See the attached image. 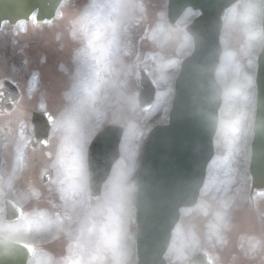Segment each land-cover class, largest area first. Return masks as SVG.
I'll use <instances>...</instances> for the list:
<instances>
[{
  "label": "snow or ice",
  "instance_id": "1",
  "mask_svg": "<svg viewBox=\"0 0 264 264\" xmlns=\"http://www.w3.org/2000/svg\"><path fill=\"white\" fill-rule=\"evenodd\" d=\"M176 20L174 24H168L163 13L160 15L159 22L151 30L150 34L146 33V37L151 39L157 47L164 49L169 40L175 36L179 39L180 45L178 51L183 55H188L194 47L193 36L187 31V16ZM259 15H264V4H259L257 0H245L243 11L238 12L236 8L229 9L225 16L224 38L223 42L227 44V38L233 33V29L239 25L240 30L246 37L244 43V51L250 52L258 44L264 43V35H260L255 31L256 19ZM32 24H38L37 16L31 19ZM50 23V22H45ZM25 21L18 22V26L23 28ZM127 48V44H126ZM95 51V49H93ZM155 62V67L149 70L147 65L144 71L152 76V84L159 87L161 84L169 85L171 91V82L177 78L181 72V61L179 59L166 60L161 53L157 56L149 57ZM139 60V58H138ZM120 63V52L117 49L113 51L111 45L105 51V59L103 65L99 66V62L92 66L91 71V87L84 96L80 95V87L83 81L78 82L74 86V96L76 102L63 115L62 119L57 121L54 114L49 111L47 104L42 99L39 104V111L42 114L45 124L38 130L37 143L47 148L50 142L49 127L55 131L57 128L64 133V144L61 146L57 154L54 167L57 169V178L53 179L51 174L46 170L43 176H47L49 183L57 185V191L60 198L64 200L67 206L71 201L73 210L81 208H90L85 219L81 223L79 233L74 238V246H70L69 250L73 251V247L80 260L73 261V264H91V262H103L111 260L112 264H123L127 258L129 251L124 240L123 216L130 215L133 208L137 210L140 204L147 206L154 192H158L161 196H168L174 201V193L169 188L165 180H161L153 189L137 183L135 177L136 172V153L130 147L133 139H139L143 133L138 131L139 126L131 120L122 119L120 115L113 109L111 115L107 111V105L113 99H120L127 104L133 116H139L140 113L147 111L140 105L139 94L133 91L125 94L124 81L121 80L120 72L116 65ZM137 69L139 64L135 65ZM190 73V69H186ZM204 71L211 73L213 69L206 67ZM232 73L233 79L229 83L227 81L228 72ZM132 69H124V75H132ZM137 80L140 79L139 72H136ZM11 83V81H9ZM37 77L34 75L29 84V94L35 89ZM252 85L248 77L242 76L239 65L235 63V53L226 51L223 56V62L218 69H215V80L211 81L210 91H207L199 100L200 109L193 115L200 123L209 130H214L216 135V146L225 147L228 155L223 158L221 167L228 168L230 161L239 155L242 151V144L245 142L250 131V117L254 109V97L250 92ZM5 82L0 81V98L5 93ZM166 94L157 93L156 103L152 105V111H158L162 105H166L164 96ZM222 98L224 107L220 109V115H215V102ZM20 101L12 99L13 105H19ZM165 112L167 107L163 108ZM231 117L225 121L224 114ZM88 118L92 121L88 131L82 130V124ZM106 125H118L115 127H106ZM20 140L23 146L27 145L23 134V125H21ZM108 133L115 135H123L121 143V156L116 160L115 165L111 167V175H107L106 183L103 185V195H99V184H89V156L88 149L91 144L92 148L98 141H102L101 154H106L109 140ZM95 138V143L93 139ZM71 150L73 152V172L71 183H67L66 173V153ZM50 155V154H49ZM217 162L213 161L215 165ZM17 165L23 166V152H19L17 156ZM167 170L164 175H167ZM15 173V172H13ZM227 179L220 180L213 177L208 183L199 189L201 199L190 209L177 206L179 213V222L166 233L164 238V247L166 259L175 257L176 259H186L187 264H200L198 254L207 255L206 244H211L213 240H221V230L230 226L229 207L234 204L236 197L232 194L229 172H225ZM14 176L7 178V186H12ZM43 178V177H42ZM3 176H0V186L4 185ZM98 193V201L95 207L91 205L93 189ZM194 186V191H195ZM210 192L214 193L216 201L215 209L204 199V196ZM2 193V188H0ZM13 207L19 211V220L13 231H41L47 225L53 223L51 218L45 212H37L33 216L28 217L21 210L20 202L13 203ZM4 213V208L0 206V216ZM193 213L209 216L211 220L207 225L206 240L202 243L197 235L194 226L184 223V217ZM67 208L64 216L68 217ZM23 221V224H21ZM56 223H60L57 217ZM27 247V246H26ZM256 248V243L251 245V250ZM33 252L30 264H41L44 256L37 248H28Z\"/></svg>",
  "mask_w": 264,
  "mask_h": 264
},
{
  "label": "rangeland",
  "instance_id": "2",
  "mask_svg": "<svg viewBox=\"0 0 264 264\" xmlns=\"http://www.w3.org/2000/svg\"><path fill=\"white\" fill-rule=\"evenodd\" d=\"M85 2L86 1L84 0L83 3ZM144 2L147 8V13L138 14L139 22L132 28L126 38V55H123L122 57L125 66L132 69L133 73L128 77L129 80L126 91L129 93L136 91L139 94L140 92V79L137 80L135 74L136 72H140V69L144 68L145 65H147L149 70L154 69L155 62L152 59H149V57L157 56L162 53L166 60L179 59L182 62V60L188 56L194 48H192L188 55H183L178 51L180 41L175 36L169 40L163 50L157 47L151 39H148L145 34H150L151 30L159 22L161 13H163L167 23L169 24L167 15L168 0H144ZM77 3L80 6L82 5L81 0H75L74 4ZM244 3L245 0H240L231 8H236L238 12H242ZM74 4L72 6H74ZM58 11L67 13L70 9L60 6ZM185 13H189L187 16L188 25L193 18L199 14V11L188 8L181 17H183ZM49 22L50 23H39L34 25L31 21H25L23 28H20L18 24H4L0 29V81L4 78H12L20 81V83L24 86L22 105L24 106L25 112L21 114H12V116L8 118L10 123L16 127L14 133L12 134L13 143L20 144V134L22 130L21 125H23V134L25 136V140L27 141V146L33 141L31 112L32 109L39 108V104L42 99L47 104L49 111L53 114L60 104V94L58 97L59 89L54 97L52 88L49 86V83L51 82L50 79H52L50 72H52V69L59 64L58 62H61L62 65H66L68 63L70 52L72 53V48L69 46L70 42L69 38L66 36L64 22L57 19V17ZM38 32H41V37L37 35ZM223 38L224 31H222L221 34L223 51L218 68L223 62V56L226 51L235 53V63L239 65L242 76L248 77L251 81L252 87L250 92L254 97V109L250 117V131L245 138V142L242 144V151L230 161L228 168L221 167L223 158L228 155V152L225 147L216 146L215 135V153L208 165L204 184L208 183L213 177H217L220 180L227 179L228 177L225 176V172H229L232 180V194L236 197V201L229 207L230 226L227 229L221 230L222 239L219 241L214 239L211 244H206L205 248L213 257V264H255L258 256L252 261L244 260L241 258V251H250L251 245L256 243L255 240L252 239L253 234L264 231V193L260 195L254 194L253 201L255 204L253 205L250 196L252 177L249 171L257 101L255 78L257 72V58L261 49L255 47L250 52L244 51L246 37L240 30L239 25L233 29V33L227 38V44L223 42ZM137 64H139L138 69L134 67ZM71 70L70 75L80 74L83 72V75L87 76L89 72V69L83 63H81V65H79V63H74ZM34 75L37 77L36 87L32 93L29 94V84ZM232 79L233 76L230 71L227 74V81L231 83ZM53 80L57 86L61 87L64 84L60 89L61 93L68 84V75L62 76L61 74H58L57 76L55 75ZM175 80L171 82V91H169V85L167 84H161L159 86L158 93L166 94L164 96L166 105H162L160 110L153 112L151 109L140 113L139 116H129L127 113L120 115L122 119L131 120L133 123L137 124L139 126L138 131L143 133L141 138L133 139L130 144V147L136 153L135 179L138 175L142 152L150 130L156 124L168 122L175 92ZM165 106L168 109L167 112L163 110ZM222 107H224L223 101L220 109ZM5 118V116L0 115V123L4 122ZM224 119L225 121L231 119L227 112L224 114ZM46 150V148L35 149L31 147L30 149H27L26 147L25 153H29L27 166L21 167L18 170L16 169L15 155L11 154L9 158L7 155L3 156V158L0 157V166L7 173V176H14L12 181V185L14 187L18 183L19 178H24L21 177V173L24 172L25 169L28 170L29 168L32 175L27 176V180L28 178H32L30 179L31 181L28 180V184H32L37 188V177L42 170H45L47 164L46 157L44 156V152ZM213 161H216L217 163L214 165ZM3 175L6 176V174ZM38 188L43 190L42 196L38 201V207H40L41 210L49 211L51 213H62L63 209L61 207L62 201L60 193L58 191L50 192L46 187L42 186H39ZM214 195V193L210 192L204 196V199L211 205L212 209H215L217 206ZM16 196L17 199H21V201H23L24 196L20 195L18 191ZM200 199L201 197L199 196L198 202ZM27 206L31 208L33 204H28ZM135 216L136 211L130 223V232L133 236L130 259L133 264H137L138 262L136 244L137 224ZM211 218V214L209 216H204L203 214L193 213L190 216L184 217V223L189 226H194L197 235L203 243L206 240L208 231L207 225ZM22 237L24 239L31 240L33 238L23 235ZM49 239H51V234H49ZM38 243V251L41 252L44 258L49 261V264H60V261L62 264H73V261L81 259V257L76 254L74 247L73 251L69 250V244L74 246V241L66 242L61 237L60 240H54L50 243H46L43 247H41L39 239ZM48 252L55 254V256H49ZM167 261L169 264H187L186 259H176L175 257L167 259ZM260 261L261 257L257 264H260ZM91 264H97V262H91ZM100 264H108V260L100 262Z\"/></svg>",
  "mask_w": 264,
  "mask_h": 264
},
{
  "label": "water",
  "instance_id": "3",
  "mask_svg": "<svg viewBox=\"0 0 264 264\" xmlns=\"http://www.w3.org/2000/svg\"><path fill=\"white\" fill-rule=\"evenodd\" d=\"M239 0H169L168 17L174 24L186 8L192 7L203 12L188 26L187 31L193 36L194 51L185 58L180 74L176 80V92L169 123L156 125L150 132L144 152L137 183L155 188L161 180H165L174 201L168 196L153 193L150 203L140 204L137 208V250L138 264H167L164 258L166 233L179 220L178 207H191L197 203L199 189L202 188L207 165L214 155V130L203 126L193 115L198 112V100L210 91L211 81L215 80V69L220 61L222 47L221 31L215 23L216 17L224 7H230ZM59 0H0V27L7 20L15 24L21 19L30 20L31 14L37 10L38 21L52 19L56 16ZM211 67L213 71H204ZM190 69V73L185 71ZM153 77L141 70L142 89L139 95L142 108L149 110L155 99L158 87L151 83ZM6 80L9 86L14 82ZM257 109L252 141L250 173L252 176L251 196L264 192V50L258 56ZM222 98L215 102V115L219 116ZM32 121L38 130L44 126L45 120L40 111L33 113ZM107 127L118 128V125ZM109 140L106 154H101L102 141L94 148L90 146L94 178L98 184L111 172V167L120 157L122 133H108ZM92 143H95V139ZM170 170L167 175L164 173ZM195 186V191H194ZM98 193L93 189V195ZM13 203L8 201L9 211L14 210ZM16 257L10 264H28L32 257L27 249H17ZM200 264H211L212 258L207 254H198Z\"/></svg>",
  "mask_w": 264,
  "mask_h": 264
},
{
  "label": "clouds",
  "instance_id": "4",
  "mask_svg": "<svg viewBox=\"0 0 264 264\" xmlns=\"http://www.w3.org/2000/svg\"><path fill=\"white\" fill-rule=\"evenodd\" d=\"M259 4H264V0H257ZM75 3V0H59V4L62 7L69 8L70 11L63 13L57 11L56 17L64 22V28L70 40L78 45V47L73 49L72 60L74 63L82 62L87 66L89 72L87 76L82 74H71L69 75L67 69L64 65H61V71H64L68 75V84L60 93V104L54 113V119L59 121L62 119L63 115L73 106L76 102L74 96V86L80 82V95L84 96L91 87V71L92 66L99 62V66L103 65L105 59V51L111 45L113 51L117 49L120 52V63L116 65L117 70L120 72L121 80L124 81V88L127 89L128 77L130 75H124V69H127L123 62V55H126V38L132 28L139 22L138 14H146L147 8L144 0H86V2L78 7L71 8ZM230 7H224L220 10L216 17L215 23L218 25L219 31H224L225 26V16L228 13ZM203 16V12L200 13ZM37 16L36 12H33L30 19ZM255 31L264 35V15H259L255 23ZM257 47L264 50V43H260ZM95 49V51H93ZM125 94H129L128 91ZM115 110L119 115L127 113L132 116L133 113L128 108L127 104L120 99H113L107 105V111L111 115L112 110ZM92 121L88 118L82 124V130L86 133L88 131L89 125ZM35 134V133H34ZM49 137L50 142L47 150L44 152L46 157V168L45 170L51 174L53 179L57 178V169L54 167L56 157L64 144V133L62 130L57 128L55 131L50 126L49 127ZM26 146H23V142L20 140V144L15 149L17 156L19 152H23V166H27L29 157L25 153ZM50 154V155H49ZM89 156V184L90 186L97 183L94 178L93 163L90 153V145L88 149ZM67 173L66 179L67 183H71L72 178V164H73V152L69 150L65 156ZM19 167L17 165L16 157V169ZM44 170V171H45ZM4 172H0V176H3ZM111 175V174H109ZM4 187L2 193H0V203L7 201L9 197V191L11 190L7 186V179H4ZM106 183V179L99 181L100 193L103 195V185ZM45 187L51 191H57V185L54 183H47ZM24 199L20 203V206L24 208V213L26 216L31 217L37 212H45L49 218L53 221L50 225H47L41 231H24L21 228L19 231L14 232L13 229L16 226V221L19 220L14 214L11 218L8 215L0 216V264H10L11 261L17 256V249H27L29 247L35 249V241L31 239H22L21 236H27L29 238L35 236L40 240V245L43 247L46 243H50L54 240H60L61 237L66 242L74 241L75 236L79 233L82 221L85 219L90 208H81L78 210H73L71 201L66 206L64 200L62 201V213L56 212L51 213L44 210H36L35 207L29 208L27 205L32 204L34 201H39L42 193L34 185L28 184L23 190ZM98 197L93 196L91 199L92 207L97 204ZM67 208L68 217L64 216L65 209ZM135 207L130 215L123 216V230L125 233L123 243L127 247L129 254L127 258L123 261V264H133L130 259L131 248L133 243V236L130 232V223L135 214ZM57 217H59L60 223H56ZM23 224V221H21ZM49 234H51V239H49ZM252 239L256 242V248L254 250H242L241 258L244 260L252 261L256 259L257 256L261 257L260 264H264V231L260 233L253 234ZM27 246V247H26ZM72 246L69 244V247ZM33 257V252L29 251ZM49 256H55V254L48 252ZM41 264H49L47 259H43ZM60 264L62 262L60 261ZM108 264H112L109 259Z\"/></svg>",
  "mask_w": 264,
  "mask_h": 264
},
{
  "label": "flooded vegetation",
  "instance_id": "5",
  "mask_svg": "<svg viewBox=\"0 0 264 264\" xmlns=\"http://www.w3.org/2000/svg\"><path fill=\"white\" fill-rule=\"evenodd\" d=\"M39 35H40V33H39ZM69 42H70V45L72 44V46H74V44H76L70 39H69ZM75 46L78 47L77 44ZM71 61L73 62L72 58H71ZM78 63H79V65H81L82 62H78ZM69 64H70V61H69ZM77 69H78V66H77ZM56 74H57V71L53 68L52 72H50V76H51L52 80L54 79ZM80 74L83 75V72H81ZM17 83L19 84V86H20V88L22 90L23 89L22 85L19 82H17ZM51 85H53L52 86V91H53V95H54V94L57 93V90L59 89V87L55 84V81H53V83ZM3 91H4L5 95H4L3 98H0V115L5 116V117L6 116L10 117L12 114H18V113L21 114V113L25 112L24 111V106L22 104H20V103H19V105H13L12 104V99L15 98L16 100H19L21 94H15L6 85H5V89ZM12 129H16V128L4 127L3 129H0V156H3L4 153H6V154L10 153L11 154V152L13 150L15 151V149L19 145L17 143H13L12 140H11L12 139V134L14 133V132H10V130H12ZM30 147H34L36 149V148H40V145L36 142V140H34V141H32V142H30L28 144L27 149H29ZM14 155H15V157H17L16 151L14 152ZM3 171H4L3 168L0 166V172H3ZM43 173H44V171L42 170L41 173L37 177V185H38L37 189H39L41 191V193H42L43 190L38 188V187L39 186L45 187V185L47 184V183H44ZM4 174H6V176L3 175V178L7 179L8 178L7 173L5 172ZM24 174H26V171L21 173V177H24V178H22V179L19 178V181L15 185V187L13 185L10 187L11 190L9 191L8 199H12L15 202H17V201H19L20 203L22 202L21 199H17L16 198L17 197L16 193L18 191L20 195H23V190L25 189V186L28 185V183H29L28 180H27V176H26L27 174L25 176H23ZM3 187H4V185L0 186V188H2V190H3ZM38 203H39L38 201H34L32 203L33 206H31V207H35L36 210H41V208L38 207L39 206ZM0 206H2L4 208L3 215H7L6 202L0 203ZM24 210L25 209L22 208V211H24ZM13 215L14 214H12L11 216H13ZM33 238H32V240L35 241L36 248L38 249V244H39L38 243V239L35 236H33Z\"/></svg>",
  "mask_w": 264,
  "mask_h": 264
}]
</instances>
